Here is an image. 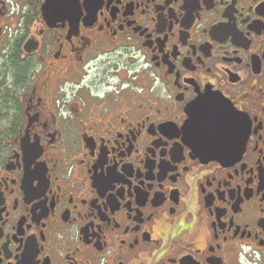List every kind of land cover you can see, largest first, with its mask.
<instances>
[{
	"label": "flooded vegetation",
	"instance_id": "af4514ba",
	"mask_svg": "<svg viewBox=\"0 0 264 264\" xmlns=\"http://www.w3.org/2000/svg\"><path fill=\"white\" fill-rule=\"evenodd\" d=\"M46 1L0 0V264H264V0Z\"/></svg>",
	"mask_w": 264,
	"mask_h": 264
},
{
	"label": "water",
	"instance_id": "95a60500",
	"mask_svg": "<svg viewBox=\"0 0 264 264\" xmlns=\"http://www.w3.org/2000/svg\"><path fill=\"white\" fill-rule=\"evenodd\" d=\"M60 1H63V0H47L46 1V3L44 4V6H43V9H44V14H45V16L46 17H48V9L49 8H51V7H54L57 3H59ZM69 2H70V7H73V3L75 2V0H69ZM28 46V45H27ZM192 125L191 124H189V125H187L186 127L188 128V129H190V127H191Z\"/></svg>",
	"mask_w": 264,
	"mask_h": 264
}]
</instances>
